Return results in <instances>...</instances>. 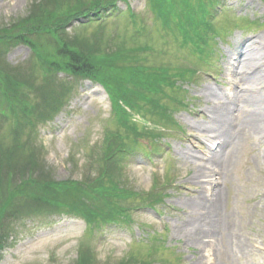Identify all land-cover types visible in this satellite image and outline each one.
I'll return each instance as SVG.
<instances>
[{"label":"rangeland","instance_id":"374dc122","mask_svg":"<svg viewBox=\"0 0 264 264\" xmlns=\"http://www.w3.org/2000/svg\"><path fill=\"white\" fill-rule=\"evenodd\" d=\"M37 1L0 0V29L24 18L30 3ZM113 1L105 0L99 8ZM215 1L218 15L212 21L208 50L213 49V55L207 67L199 60L202 51L196 45H184L173 24L162 27L148 0H119L118 15L100 26L94 21L85 27L70 26L69 37L86 40L79 42L94 50L96 60L119 52L121 67L109 69L110 73L145 66L160 72L166 69L175 78L180 93L165 91L180 105L164 99V116L124 109L141 133L148 132L128 147L136 150L123 161L124 182L140 194L161 187V196L167 198L159 206L134 209L125 226L103 229L83 216L39 210L11 224L0 264H90L89 252L96 264H264V0ZM130 11L134 16H129ZM144 23L146 34L140 31ZM132 40L146 48L144 59L131 60L126 54ZM250 54H257L254 65L245 61ZM0 62L5 71L20 75V79H8L0 74V89L1 82H9V89L16 90L15 94L0 92L2 163L7 157L17 161L19 148L29 140L46 179L55 184L93 181L108 135L122 130L109 94L86 76L57 74L53 98L59 104L53 113L40 123L29 113L21 121V112L11 114L12 108L20 107L22 101L30 113H41L45 100L42 94L13 84L35 71L37 79L33 76L30 81L35 79L36 87L47 91L53 81L47 75L43 78L26 46L11 49ZM193 69H201L195 82L189 81L191 74H185ZM260 71L262 76L255 77ZM19 92H26L27 98ZM9 100L14 104H8ZM225 102L232 110L229 124L222 127L216 112ZM261 113L263 125L254 130L249 120L261 119ZM28 122H32L28 127L22 126ZM205 202L206 212L200 214L205 213V223L211 226L209 235L206 226L198 228L201 241L191 220L199 216L193 204Z\"/></svg>","mask_w":264,"mask_h":264},{"label":"trees","instance_id":"16d2710c","mask_svg":"<svg viewBox=\"0 0 264 264\" xmlns=\"http://www.w3.org/2000/svg\"><path fill=\"white\" fill-rule=\"evenodd\" d=\"M103 1L105 0H38L30 3L24 18L0 29V48L3 54L0 60L4 61L11 49L20 45L26 46L38 61L43 78L47 75L53 81L50 85L48 84L49 87L46 86L47 91H44L42 86L36 87L35 79L34 82L30 81L33 76L37 79L35 71L18 84H13L18 89L25 86L28 92L34 90L37 96L42 94L41 99L45 100V111L30 113L25 109L27 106L20 101V107L12 108L11 114L21 112V121L29 115V117L37 118L39 120L37 123H40L43 119H47V116H50L59 104L53 98L58 86L54 84L56 82L54 76L57 74L70 77L86 76L89 81L99 84L109 94L112 111L116 112L117 121L122 128L120 132L108 135L101 152V160L97 162V177L93 181H85L81 184L64 181L55 184L46 179L39 166L35 148L29 140L19 148L17 161L13 157L5 158L3 163L0 160V253L9 239L11 224L31 218L39 214V210L45 212L51 209L69 216H83L87 223H96L101 228L106 225L129 224L130 212L140 207L134 202L140 203L141 206L152 207L163 200L160 190L152 191L150 194L135 193L124 182L122 171L125 163L123 161H126L130 154L128 147L130 144L138 143L137 139H141L148 133L147 131L141 133L130 122L129 115L124 109L127 108L131 112L143 111L145 116L153 115L155 112L164 116L167 111V106L161 104L165 102L164 99L180 105V102L169 97L166 91H173L177 95L180 89L175 87L176 80L169 76L166 69L160 72L142 66L141 69L124 68L118 73H110L109 69L121 67L118 65L121 56L116 54L119 52L96 60V56L93 55L94 50L91 51L85 42H79L86 40H79L77 36L69 37L67 30L74 22H78L81 27L88 26L93 21L99 22L100 17L105 13L116 10L119 0L99 8ZM148 1L151 10L162 22V27L169 28L173 24L172 27L174 26L176 32H179L184 45H196L202 51L199 58L209 55L206 46H209L214 32L212 7L215 6V0ZM81 7L84 8L81 9ZM80 20L84 23H80ZM129 44L132 47L125 52L129 54L131 60L144 59L143 53L146 48L138 45L135 40L129 41ZM45 47L49 50L45 51ZM0 74L8 79L13 77L20 79V75L15 71H5L1 62ZM185 74L186 77L191 74L189 80L192 79L191 71ZM1 83L0 92L6 90L16 93L15 89H9V82ZM23 92H19V95H25L27 98L28 94ZM8 102V104H14L11 100ZM49 105L51 108L46 110ZM36 114L38 115L35 116ZM29 120L31 121V118ZM161 122L163 126V121ZM31 123L28 122L22 126L28 127ZM18 200V205L13 204V201ZM87 257L90 264H96V259L90 252Z\"/></svg>","mask_w":264,"mask_h":264},{"label":"bare ground","instance_id":"6f19581e","mask_svg":"<svg viewBox=\"0 0 264 264\" xmlns=\"http://www.w3.org/2000/svg\"><path fill=\"white\" fill-rule=\"evenodd\" d=\"M253 43V42H252ZM258 54V53H257ZM257 54H250L249 55V57L248 58H246V62H251V63H253L252 65H254V60L253 59H255V57L257 56ZM254 70V69H253ZM255 77H261L262 76V72L260 71V72H257L256 73V75H254ZM246 77V76H245ZM247 78V77H246ZM254 80H255V78L254 79H252V77L250 78V82H254ZM215 99H217V97H215ZM232 110V107H231V104L230 103H224L223 105H221L220 106V108L218 109V111L216 112V114H217V118L220 120V122L221 123H224L223 125H222V127H226V125H228L229 123H228V117H229V115H230V111ZM263 112H264V110H263ZM258 118H261V119H254V120H249V125L254 129V130H256V128L258 127V126H261V125H263L264 124V122L262 121V119H263V116H262V113H261V115L258 117ZM261 122H263V124H261ZM203 177H204V174H203ZM207 182V184H209L210 186H212V184H213V182H211V181H206ZM206 203V202H205ZM205 203H202V204H193V206L196 208V212L197 213H199V216H198V218L196 219V220H191L192 221V223H191V226H194V229H192L194 232H195V235H197V230H199L198 228L199 227H204V226H206V228H208V229H206V230H208L207 232V234L209 235L210 233V231H209V227L211 226V222H207V223H205V220H204V214H200V212L203 210V211H205L206 212V206H207V203L205 204ZM191 206V205H190ZM191 208H193L192 206H191ZM194 209V208H193ZM201 209V210H200ZM207 212H210V208L208 209V211ZM191 233V232H190ZM207 235V236H208ZM203 236V235H202ZM197 237V239H199V238H201V236H199V235H197L196 236ZM205 237V236H204ZM203 239L201 238V241H202Z\"/></svg>","mask_w":264,"mask_h":264}]
</instances>
